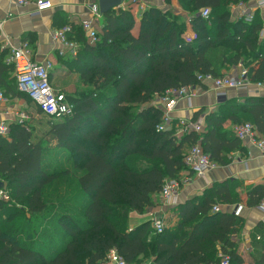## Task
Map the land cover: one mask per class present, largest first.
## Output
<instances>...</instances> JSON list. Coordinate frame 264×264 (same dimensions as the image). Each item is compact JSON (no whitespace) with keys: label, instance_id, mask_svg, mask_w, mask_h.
<instances>
[{"label":"trees","instance_id":"1","mask_svg":"<svg viewBox=\"0 0 264 264\" xmlns=\"http://www.w3.org/2000/svg\"><path fill=\"white\" fill-rule=\"evenodd\" d=\"M170 4L172 0H166ZM190 13L197 39L186 43L185 26L166 7L150 6L135 33L133 7L103 15L99 40L91 44L81 22L69 38L79 43L70 67L85 89L65 93L74 105L71 116L51 119L41 136L14 122L0 136V179L9 200L0 199V264H105L115 249L129 264H220L221 254L237 264L236 241L241 217L223 205H238V183H215L177 207L178 221L158 233L152 221L131 228L130 215L154 205L167 179H181L184 154L199 143L216 164L242 141L226 121L251 122L264 135V96L223 101L205 115V129L177 135L159 131L163 109L157 95L199 85L200 73L222 76L223 69L243 64L251 81L264 79V17L232 20V4L254 0H177ZM211 10L208 19L202 9ZM0 53V88L6 95L29 97L17 86L14 65ZM40 111V110H39ZM193 114L198 119L204 112ZM41 112V111H40ZM65 158L72 167H60ZM73 168V169H72ZM75 179L76 189L61 199L60 210L45 202V190L60 176ZM247 205L264 200V184L246 192ZM215 205L221 206L213 211ZM248 264H264V244Z\"/></svg>","mask_w":264,"mask_h":264},{"label":"crops","instance_id":"2","mask_svg":"<svg viewBox=\"0 0 264 264\" xmlns=\"http://www.w3.org/2000/svg\"><path fill=\"white\" fill-rule=\"evenodd\" d=\"M130 1L125 0V4L127 5ZM156 1L160 5L159 7L164 8L160 0ZM93 2H97V0H53V8L39 14L35 13L34 3L19 6L15 0H0V23L2 24L0 28V53L4 50L9 51L4 45L6 40H10L11 44L15 46L26 41L30 45L34 60L50 59L53 62L54 70L51 73V81L54 87L57 85V80H62L60 78L61 75H66L67 72L73 71L70 74L74 75L76 83L78 80L79 84L77 83V85L68 89H58L57 87V91L64 93L77 91L81 88L79 86L81 83L79 74L76 71L74 72L69 63L77 55H73L70 49L55 42L52 38V31L61 26L62 19L78 23L88 18L90 16V4ZM238 8L237 3L232 4L230 7L233 21L238 20L240 12ZM145 10L143 9L139 12L133 9L136 18V28L133 29L135 33L140 27L142 12ZM259 13L261 17H264V10L259 11ZM101 24L103 25V18ZM261 35L264 38V29ZM73 41L77 44L76 50L78 54L80 45L77 41ZM7 60L8 55L5 56V61L7 62ZM239 64L230 67L231 70H228L229 68L223 69V74L234 73L238 69ZM0 90H3V88H0ZM220 91L223 92V103L228 101V99H238L243 102L249 97L264 96V92L259 91L255 85L240 90L223 88ZM220 91L211 85L200 84L196 86L191 100H183L178 105L174 115L179 137L182 134L180 133L177 120L185 118L193 121V114L200 109L205 111L196 120L202 119L203 130L205 129V115L213 112L222 102H219L218 94ZM10 97L13 99V108L22 110L24 106L23 97L19 95L18 97L10 95ZM15 119L16 116L13 114L5 115L2 113L0 115V120L5 121L10 126L15 122ZM236 126L229 119L224 124L225 128H233V131ZM169 127V129L173 128V124ZM225 155L228 159L227 164H217L215 168L209 169L203 176L193 175L188 170L184 171L181 178L188 176L189 182L182 186L179 195L170 201H165L160 194L155 195L153 206L148 207L143 214L133 212L130 215V227L134 228L146 221H153L155 218L162 217L167 223L166 227L172 228L178 221L177 207L181 203L196 195H201L215 183L236 181L238 183L236 193L241 197V201L235 206L223 205L222 209L239 211L242 221L238 233L233 235L232 238L236 241L237 264H248L251 254L258 252V248L264 244V204L249 207L246 195L247 190L251 186L264 184V153L252 143L243 142L239 149L226 152ZM105 264L110 263L106 262Z\"/></svg>","mask_w":264,"mask_h":264},{"label":"built area","instance_id":"3","mask_svg":"<svg viewBox=\"0 0 264 264\" xmlns=\"http://www.w3.org/2000/svg\"><path fill=\"white\" fill-rule=\"evenodd\" d=\"M19 6L29 3L35 4V13H41L53 8V0H15ZM164 6H167L166 0H160ZM240 12L238 19H244L246 22H252L257 11L264 10V0H254L251 4L245 2L237 3ZM125 2L122 9L128 8ZM170 9L177 17L179 23L185 26L182 34L183 40L186 43H192L197 39L198 33L192 25V15L177 5L170 3ZM120 8V9H121ZM149 8V7H148ZM211 10L209 8L202 9L200 16L208 19ZM103 14L100 12L98 2L90 4V16L82 20V29L85 31L88 40L91 44H95L99 40V28L102 26L101 21ZM2 24L0 23V28ZM71 26L66 25L62 28H57L52 31V38L55 42L70 49L73 55H77V44L69 38ZM5 47L9 49L7 63L13 64L15 69V78L18 89L26 94L32 103L49 118L63 119L71 116L74 111V105L68 100L64 92L56 91L52 81L51 73L54 70V64L50 59L42 61L34 60L30 45L24 41L18 46L11 44L10 40H6ZM200 84H208L217 90L223 88L244 89L248 86L255 85L259 91L264 92V79L261 81H251L249 78L248 69L239 64L238 69L234 73L223 74L222 76H214L212 73H200L197 76ZM199 84V85H200ZM196 85H187L167 90L162 95H157L155 105L161 106L163 109L162 122L157 126L159 131L170 128L175 119V112L178 105L183 100H191L194 96ZM219 102L223 99V92H219ZM12 97L6 95L5 91L0 90V115L13 114L16 116L15 122L22 125L29 118L28 113L23 110H17L12 106ZM7 108V109H6ZM180 127V133H188L190 131L202 132L203 121L189 120L180 118L177 120ZM176 122V121H175ZM11 132V126L5 121L0 120V136L8 137ZM236 136L242 142H250L255 145L262 153H264V135L260 134L256 126L251 122L239 124L234 130ZM184 163L189 172L193 175L203 176L209 169L215 168L216 163L210 159V156L205 153L199 143L192 145L184 154ZM189 182V177L184 176L181 179H167L164 183L160 195L165 201H170L177 197L183 185ZM0 199L9 200L8 193L4 190L0 191ZM264 204V200L261 205ZM221 206L215 205L213 211H218ZM239 214V211H235ZM165 220L162 217L153 219L152 226L154 230L161 233L165 230ZM220 264H231V258L228 255H220ZM107 262L110 264H129L123 256L115 249L108 254ZM137 264H152L151 261L140 262Z\"/></svg>","mask_w":264,"mask_h":264},{"label":"rangeland","instance_id":"4","mask_svg":"<svg viewBox=\"0 0 264 264\" xmlns=\"http://www.w3.org/2000/svg\"><path fill=\"white\" fill-rule=\"evenodd\" d=\"M167 2V1H166ZM173 5H177L179 6V3L177 0H172L170 2ZM150 4H152L151 6H160L156 0H131L127 5H129V7H133V9L137 10V11H141V10H145L148 7H150ZM167 6H163L166 7V9L170 8V4L167 3ZM181 7V6H179ZM162 8V7H161ZM182 8V7H181ZM143 13V12H142ZM191 15V14H190ZM136 23V22H135ZM136 28V25H134L133 29ZM70 69V68H68ZM228 70H231L230 68ZM67 72L66 75H61V79L64 80H57V85H55V90L57 91V87L58 89H68L69 87H73L75 85H77V83L79 84L78 80L76 83V79L75 77H73L70 73ZM75 72V71H74ZM81 86V90L85 89L84 85L82 83H80ZM3 91H5L3 89ZM75 91V90H74ZM76 92V91H75ZM24 106L22 108L23 111H26L28 113V119L25 121V126H28L32 129L33 134L34 135H38L41 136L43 134V132L46 131L48 124L47 122L50 120V118L46 115H44L43 113H41L39 111V109L32 103L31 100H28L27 98H24ZM155 103V102H154ZM54 119V118H51ZM51 158L53 160L58 161V163L60 164V167H64L65 169H69L72 167V164L70 161L66 160L65 158H55L54 154L51 155ZM73 169V168H72ZM75 179H73V177L71 176H65L62 175L60 176L56 181L53 182V184L51 186H48L45 190V202L48 205H54L55 209L60 210L61 206V199L64 198H69L70 196H72L74 194V191L76 189L75 186ZM165 226H167V223H165ZM149 258V257H148ZM145 259V261H151V259Z\"/></svg>","mask_w":264,"mask_h":264},{"label":"water","instance_id":"5","mask_svg":"<svg viewBox=\"0 0 264 264\" xmlns=\"http://www.w3.org/2000/svg\"><path fill=\"white\" fill-rule=\"evenodd\" d=\"M100 12L105 15L113 9H120L124 4L125 0H97ZM6 184L3 180L0 179V191L4 190Z\"/></svg>","mask_w":264,"mask_h":264}]
</instances>
